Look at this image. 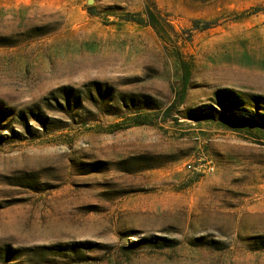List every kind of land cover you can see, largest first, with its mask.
Returning <instances> with one entry per match:
<instances>
[{"label":"rangeland","instance_id":"obj_1","mask_svg":"<svg viewBox=\"0 0 264 264\" xmlns=\"http://www.w3.org/2000/svg\"><path fill=\"white\" fill-rule=\"evenodd\" d=\"M218 87L257 110L264 0H0V264H264V122L192 116Z\"/></svg>","mask_w":264,"mask_h":264},{"label":"trees","instance_id":"obj_2","mask_svg":"<svg viewBox=\"0 0 264 264\" xmlns=\"http://www.w3.org/2000/svg\"><path fill=\"white\" fill-rule=\"evenodd\" d=\"M120 16L124 20H131V21H134V22L140 23V24L143 22L140 17H137L135 14L130 13V12H124ZM210 23H211V21L204 20V21H202L201 27L205 28V27L209 26ZM91 84H95V82L86 83L85 86L86 85L90 86ZM95 87H96V95L98 96L99 99H101L102 97H104V99H105L108 95L110 96L111 94H113L112 91L109 92L106 89L99 91L101 89L100 86H95ZM54 90L56 92H58L61 96V97H59V99H55L56 107L54 110H56V111L67 110V107L70 108L71 106L76 108L77 105L79 103H81V99H80V93L82 92L81 90L77 91L76 89L70 88L69 86H59V87H56ZM86 91L88 92V89ZM212 95H213L212 103L209 105H202V106H198V107L193 108L192 110L199 111V112H197V113H199V115H192V116H197V118L201 117V118H206V119H212V118H214L212 111L215 110L218 112L220 109H222L224 112L223 114L225 115L227 120L229 122H231V123H227V121H225V119H224V120H222L224 122L223 124H228L231 126L233 123V124H238L241 126H248L249 123L258 124V123L264 122V113L262 111H259V110H262V108L264 110V96H261V95H252L251 96V98L255 102V105L257 106V110L252 112V111H248V110H245V111L238 110L240 108L239 106L243 103V100L231 88L218 87L213 91ZM139 96L145 98L144 95H138V94L136 95L133 93H128L125 95L121 94L120 97L117 96V98H118L119 102H121V104L130 105V106L132 105V106H134V108H137V107L155 108V106L147 105L146 99L139 101L138 103L134 104L133 98L139 97ZM86 98L88 100H90L91 102H94V100H95V97L92 95H89ZM42 99H44V98H42ZM46 101H47L46 102V104H47L49 101L48 100H46ZM170 106L171 105H168L165 107V111H164L165 114H167L169 112ZM30 110H28L30 118L35 120L37 123H39L40 127H43L44 122L41 119L42 112L38 109V107L35 110H33V108H30ZM190 114H192V113H190ZM7 116H13L16 119V122L18 124H20L21 126H23L24 129L29 127L28 126L29 117L24 112L17 111L15 114H13V111L11 109H8L5 106H3L1 101H0V122ZM126 119L130 120V124H144V123L150 122L148 119H146V117L144 115H138L137 113H134L132 115H128L126 117ZM113 126H114V128H117V125L114 124ZM15 136L17 139L21 138L20 133H16ZM148 239L149 238H147V239L142 238V240L144 242L150 241L157 248L172 247L173 245L176 244V240H174L172 238H167L164 236L154 238L155 240L151 239V238L149 240ZM66 248L71 250L73 248V246H67L66 245ZM4 253L8 254L9 250L7 251V248H4Z\"/></svg>","mask_w":264,"mask_h":264},{"label":"built area","instance_id":"obj_3","mask_svg":"<svg viewBox=\"0 0 264 264\" xmlns=\"http://www.w3.org/2000/svg\"><path fill=\"white\" fill-rule=\"evenodd\" d=\"M200 161L197 163V170L200 172H204L207 170H211L213 168V163L208 157H199ZM186 169H194V165L188 161L184 163Z\"/></svg>","mask_w":264,"mask_h":264},{"label":"water","instance_id":"obj_4","mask_svg":"<svg viewBox=\"0 0 264 264\" xmlns=\"http://www.w3.org/2000/svg\"><path fill=\"white\" fill-rule=\"evenodd\" d=\"M87 2L91 1V0H86Z\"/></svg>","mask_w":264,"mask_h":264}]
</instances>
